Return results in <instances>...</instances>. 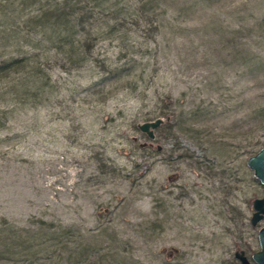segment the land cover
<instances>
[{
  "label": "rangeland",
  "instance_id": "rangeland-1",
  "mask_svg": "<svg viewBox=\"0 0 264 264\" xmlns=\"http://www.w3.org/2000/svg\"><path fill=\"white\" fill-rule=\"evenodd\" d=\"M194 1L148 0L125 47L99 40L80 70L51 59L39 103L0 101V264L81 259L48 247L49 222L108 264H258L264 0Z\"/></svg>",
  "mask_w": 264,
  "mask_h": 264
},
{
  "label": "trees",
  "instance_id": "trees-1",
  "mask_svg": "<svg viewBox=\"0 0 264 264\" xmlns=\"http://www.w3.org/2000/svg\"><path fill=\"white\" fill-rule=\"evenodd\" d=\"M150 2L0 0V101L9 103L15 100L36 105L41 100L39 95L45 92L44 88L48 85L51 87L46 71L51 59L58 63V58H61V67L66 71L80 70L92 56V50L99 40H119L124 45L127 25L139 24L141 18L148 16L146 10ZM198 2L202 1H194L191 8L197 6ZM122 68L117 67L110 72L118 75ZM12 73L20 75L12 77ZM1 113L5 116L8 112ZM47 224L48 236L45 241H48V247L57 248L53 250L55 255L58 249H69L70 255L78 254L81 257L69 264H108L105 260L108 254L102 253L100 247L92 246L91 242H84L85 234L78 231L83 238L76 246H71L67 234L74 232L72 227L54 222ZM35 252H38L37 247ZM53 259L56 264L65 263L58 257ZM117 260L115 257L109 262L118 264Z\"/></svg>",
  "mask_w": 264,
  "mask_h": 264
},
{
  "label": "water",
  "instance_id": "water-1",
  "mask_svg": "<svg viewBox=\"0 0 264 264\" xmlns=\"http://www.w3.org/2000/svg\"><path fill=\"white\" fill-rule=\"evenodd\" d=\"M162 124L163 119L158 118L154 121H147L140 124L139 129L150 138H154V130L159 128ZM247 164L253 169L255 177L264 184V148L250 155L247 159ZM253 208L254 212L251 217V223L256 226L264 219V196L256 197L253 200ZM258 236L261 247L252 254V258L258 264H264V225L260 227ZM235 256L240 261V264H253V261L246 254L244 249L237 250Z\"/></svg>",
  "mask_w": 264,
  "mask_h": 264
}]
</instances>
